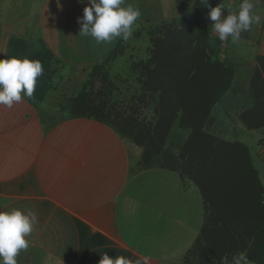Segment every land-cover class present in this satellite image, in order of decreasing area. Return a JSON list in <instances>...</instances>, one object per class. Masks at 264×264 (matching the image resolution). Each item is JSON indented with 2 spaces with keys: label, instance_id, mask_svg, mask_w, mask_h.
Masks as SVG:
<instances>
[{
  "label": "crops",
  "instance_id": "crops-1",
  "mask_svg": "<svg viewBox=\"0 0 264 264\" xmlns=\"http://www.w3.org/2000/svg\"><path fill=\"white\" fill-rule=\"evenodd\" d=\"M174 5L170 0L157 15L174 14ZM86 6L87 0H47L35 31L18 27L21 20L0 19V59H8L12 40H19L26 44L25 51H19L21 59L45 50L52 55L48 71H56L41 81L46 89L40 102L36 98L32 105L25 98L11 108L0 106V211L31 209L38 217L26 237L30 247L17 257L18 264H98L103 253L125 256L133 264H183L201 225L190 238L191 247L188 241L190 248H181L173 257L169 250L176 249L172 244L179 240L178 232L160 225L154 234L153 227L144 230L142 221L131 222L138 203L132 197L138 194L134 187L129 191L128 184L153 169L140 168L138 158L130 157L126 143L109 127L69 115L51 123L58 111L38 107L48 100L55 75L59 84L66 66L86 65L77 23ZM161 20L167 19L156 21ZM245 130L243 126L242 132L250 133ZM184 188L191 193L196 189L192 183ZM119 205L124 208L118 210Z\"/></svg>",
  "mask_w": 264,
  "mask_h": 264
},
{
  "label": "trees",
  "instance_id": "trees-1",
  "mask_svg": "<svg viewBox=\"0 0 264 264\" xmlns=\"http://www.w3.org/2000/svg\"><path fill=\"white\" fill-rule=\"evenodd\" d=\"M221 1L213 0L212 7ZM183 18L179 28L175 24L167 28L165 22L149 26L148 34L154 43L152 56L146 63L136 64L142 68L137 98H148L153 104V124L137 125L135 107L133 115L125 117L118 112L111 116V110L105 109L114 90L106 67L123 55L119 38L105 59L92 67L81 89L60 109L73 118L93 119L140 148V168L174 172L183 187L195 185L202 198L203 219L183 264H224L241 254L251 264H264V187L252 165L250 151L242 142L219 141L202 131L212 106L230 88L234 72L226 61L215 58L222 42L210 36L205 15L196 9L186 12ZM161 30L162 37L158 36ZM241 37L246 34L243 32ZM25 48L23 41L12 40L8 58L21 59L19 51ZM27 57L39 60L44 69L33 97L28 99L34 105L36 98L40 102L44 97L46 87L41 81L56 71H48L52 55L45 50ZM259 63L264 77V59ZM258 111L241 115L248 130L264 127V113ZM175 123L179 130L189 132L182 144L168 140Z\"/></svg>",
  "mask_w": 264,
  "mask_h": 264
},
{
  "label": "rangeland",
  "instance_id": "rangeland-1",
  "mask_svg": "<svg viewBox=\"0 0 264 264\" xmlns=\"http://www.w3.org/2000/svg\"><path fill=\"white\" fill-rule=\"evenodd\" d=\"M169 1L158 0L159 5H154V0H128L134 7L139 8L141 16L136 21L132 38L128 41H121V46L124 47L123 55L106 67L108 81L113 84L114 88L105 105L106 110H111V116L117 112L123 117L132 116V110L136 108V114L133 117L136 118L137 125L142 126L155 122L156 113L153 104L148 98L141 101L137 98L141 90L138 78L142 68L136 64L146 63L151 58V51L154 48L152 36L148 34L149 26L160 24L162 21L165 22V25L167 24V28H170L171 24H175L176 28H179L183 24L181 21L186 12L199 9L205 15L204 24L208 28L210 36L218 38V34L211 27L214 22L207 18V14L213 6V0H208L207 6L202 4L201 0H190L186 4H184V0H173L175 5L170 8L174 14L171 12L166 17H162L161 12L160 15H157ZM241 2L242 0H222L220 5L224 11H222L221 18L226 16L229 11H237ZM252 2L255 10H258L262 16L261 23L253 24L249 31L244 32L247 37H241L239 41H233L229 37L227 41L219 45L215 53V58L226 61L228 66L233 69L234 77L230 88L219 103L212 106L202 131L219 141L244 142L250 151L252 165L259 173V178L264 185V127L252 130V132L249 130L250 133L242 132L243 126L245 128L246 126L240 120L244 112L260 109L259 114L264 113V95H262L264 94L262 91L264 77L259 63L264 59V0H252ZM46 3L47 0H0V19L21 20L18 27L25 29L30 27L31 31L38 30L40 25L38 19ZM147 3L149 5H146ZM182 3L183 5H181ZM158 18L167 20L156 21ZM164 30H161L158 36L162 37ZM34 35L35 32H32L31 36ZM33 40L29 39L31 44H33ZM83 42L86 65L76 68L66 66L65 71H68L65 72V78L61 79L59 84H55L60 79L57 77L58 74L55 75L53 77L54 85L50 86L52 90L49 91L48 100L43 105L38 104L40 109L47 108L58 111L51 120L49 119L51 123L63 120L65 115L71 116L66 111L67 114L61 112L60 105L76 95L90 76L92 67L105 59L115 41L98 44L91 37H84ZM132 64H135L136 67H131ZM256 74L258 77L255 78ZM118 128L116 126V130ZM246 130L248 129L246 128ZM188 133L187 130H179L175 123L168 140L170 143L182 144ZM122 141L126 143L130 157L133 160L139 158L141 149L129 141ZM178 179V175L174 172L153 169L128 184L129 191L134 187L138 196L136 199L132 198L139 203L133 206L135 209L131 220L132 224L136 225L142 221L145 226H142L144 230L153 227L152 233L154 234L157 232V226L160 225L169 226L171 231L178 232L180 241L175 240L172 244L177 250L173 248L169 250V254H173V257L181 254L179 252L181 248L188 250L191 247L190 238L195 234L194 231L198 230L203 219L202 198L198 189L196 188L191 193L183 186L178 188ZM143 200L145 204L142 202ZM122 208L124 206L119 205L118 210ZM159 214H161L160 217ZM136 219H138L137 223ZM161 246L163 252L164 246ZM224 264H234V262Z\"/></svg>",
  "mask_w": 264,
  "mask_h": 264
},
{
  "label": "clouds",
  "instance_id": "clouds-1",
  "mask_svg": "<svg viewBox=\"0 0 264 264\" xmlns=\"http://www.w3.org/2000/svg\"><path fill=\"white\" fill-rule=\"evenodd\" d=\"M201 3L207 6L208 0H201ZM87 4L90 6L84 7L82 17L77 18L80 36L91 37L98 44L116 38L123 41L132 38L136 21L141 16L139 8L126 0H87ZM222 11L224 8L218 4L207 14V18L214 22L212 30L221 42L229 37L239 41L243 32L249 31L253 24L261 23L262 16L255 10L252 0H242L237 11H229L223 18ZM43 71L39 60L0 59V106L11 108L25 98L31 99ZM37 223V214L31 209L0 211V264H18L17 257L30 247L26 237ZM98 264H133V261L125 256L110 257L103 253ZM234 264H249V261L241 254L234 258Z\"/></svg>",
  "mask_w": 264,
  "mask_h": 264
}]
</instances>
